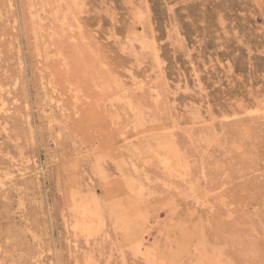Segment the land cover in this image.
<instances>
[{"label":"rangeland","instance_id":"1","mask_svg":"<svg viewBox=\"0 0 264 264\" xmlns=\"http://www.w3.org/2000/svg\"><path fill=\"white\" fill-rule=\"evenodd\" d=\"M0 264H264V0H0Z\"/></svg>","mask_w":264,"mask_h":264},{"label":"bare ground","instance_id":"2","mask_svg":"<svg viewBox=\"0 0 264 264\" xmlns=\"http://www.w3.org/2000/svg\"><path fill=\"white\" fill-rule=\"evenodd\" d=\"M141 15V14H140ZM66 20V19H65ZM138 21V20H137ZM140 22V21H138ZM71 23V22H70ZM65 24H68V23H65ZM139 24V23H138ZM60 31L57 33L58 36L60 38H63V37H67L68 39V35H67V32L64 28V23L63 24H60ZM142 25H143V22H142ZM140 26V25H139ZM76 27V26H75ZM142 27V26H141ZM140 27V28H141ZM140 32V31H139ZM81 33V32H80ZM82 34V33H81ZM55 35V34H54ZM134 35V34H133ZM136 35H139L136 33ZM140 36V35H139ZM51 38V36H50ZM84 38V37H83ZM141 38V36H140ZM62 40V39H61ZM66 41V40H65ZM72 41V40H70ZM57 42V41H56ZM55 42V43H56ZM61 42V41H60ZM67 43V42H66ZM45 44V43H44ZM89 44V43H88ZM88 44L84 43V42H79V43H75V44H71L69 46V52L71 53L72 55V59H73V63L72 65L75 67V69H77V71L74 69V71L78 72V77L82 76L83 78H88L91 80V83L95 85V87H97L99 89V93H98V100L96 101V108L99 109L100 111L104 108V96L105 94L108 93V91L111 90V87H110V84H108V81L106 80V76L104 75V70L101 68V66L99 65V56L97 54H95L91 49V46H89ZM67 45V44H66ZM60 46V45H59ZM149 46V45H148ZM57 47V46H56ZM66 47V46H65ZM146 48V47H145ZM64 53V52H63ZM62 54V52H61ZM60 54V55H61ZM67 55V54H66ZM68 62V61H67ZM70 62V61H69ZM64 67V63L62 65ZM62 68V67H61ZM91 68V69H90ZM93 68V69H92ZM105 69V68H104ZM63 70H66L65 68ZM57 71V70H56ZM67 71V70H66ZM64 72V71H63ZM79 74H81L79 76ZM107 74V73H106ZM108 76V75H107ZM110 76V75H109ZM74 78V77H73ZM77 78V77H76ZM109 78V77H108ZM65 79V78H64ZM68 79V78H67ZM79 79V78H78ZM77 80V79H76ZM85 81V80H84ZM89 81V80H88ZM116 82V81H115ZM117 83V82H116ZM115 83V84H116ZM114 84V82H113ZM83 85V84H82ZM120 85V84H119ZM81 86V85H80ZM94 87V86H93ZM77 88V87H76ZM74 88L73 90L78 94V89ZM114 88V87H113ZM166 90V89H165ZM73 91V92H74ZM72 92V90H71ZM112 92V91H111ZM80 93H81V90H80ZM110 93V92H109ZM189 93V92H188ZM75 94V93H74ZM73 94V95H74ZM142 94V93H141ZM81 95V94H80ZM78 94V96H80ZM77 96V98H78ZM96 96V95H95ZM94 96V97H95ZM158 96V95H157ZM156 96V97H157ZM155 97V96H154ZM80 99V98H78ZM97 99V98H96ZM148 100V99H147ZM146 100V101H147ZM153 100V99H152ZM151 101V100H150ZM144 102V101H143ZM153 102V101H152ZM158 102V101H157ZM156 102V103H157ZM140 103V102H139ZM106 104V103H105ZM148 106V104H146ZM155 105V104H154ZM163 105V104H162ZM143 106V104H142ZM141 106V107H142ZM158 106H159V102H158ZM129 108L131 109H136V106L134 103H130ZM156 108V105L154 106ZM105 109V108H104ZM154 109V108H153ZM159 109V108H158ZM93 110V109H92ZM98 110V111H99ZM156 110V109H155ZM133 112V111H131ZM161 112V111H160ZM191 113V112H190ZM98 114V113H97ZM134 114V112H133ZM163 114V112H162ZM110 115V114H109ZM135 115H136V118H137V121H140L143 119V117L141 116V112H137V109L135 111ZM146 116V115H144ZM135 117V116H134ZM156 117V116H155ZM191 118V116H190ZM116 119V118H115ZM222 119V118H221ZM117 120V119H116ZM110 121V120H109ZM130 121V120H128ZM130 123V122H129ZM112 124V123H111ZM187 134V133H186ZM210 135V134H209ZM189 142V141H188ZM208 148V147H207ZM10 174V173H9ZM85 242V241H84ZM75 248V247H74Z\"/></svg>","mask_w":264,"mask_h":264}]
</instances>
